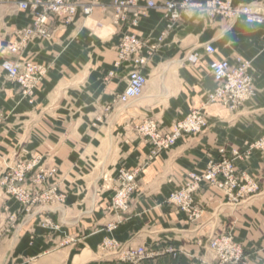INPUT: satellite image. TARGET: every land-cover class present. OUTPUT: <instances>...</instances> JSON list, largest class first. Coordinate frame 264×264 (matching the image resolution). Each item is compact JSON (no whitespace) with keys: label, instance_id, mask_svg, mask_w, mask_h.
I'll list each match as a JSON object with an SVG mask.
<instances>
[{"label":"crops","instance_id":"1","mask_svg":"<svg viewBox=\"0 0 264 264\" xmlns=\"http://www.w3.org/2000/svg\"><path fill=\"white\" fill-rule=\"evenodd\" d=\"M20 1L0 0V264H102L100 243L106 235L143 245L152 253L146 262L175 257L180 264L208 263L205 241L221 233L243 245L245 264H264V144L254 145L264 140V21L213 17L203 7L184 11L173 23L149 10L132 28L113 23L112 0H72L91 6L92 13L69 19L50 15L49 37L32 39L11 53L17 30L32 22L31 12L18 7ZM232 1L264 13V0ZM126 31L135 32L148 52L142 69L147 81L141 97L115 105L130 69L128 62L114 65ZM206 41L216 48L212 56L203 51ZM190 51L200 53L197 61L187 60ZM237 55L251 62L253 97L235 108L207 102L215 87L210 61H232ZM5 59L47 68L32 101L7 78L1 66ZM197 108L207 115L206 128L181 135L169 147L160 149L134 130L143 119L169 129ZM222 153L234 157L238 173L256 180L255 195L233 200L220 188L203 185L196 195L203 211L198 218L166 201L187 171L203 169L209 157ZM39 157L41 163L28 168L20 183L27 193L20 200L7 190L10 167ZM89 159L94 176L86 173ZM40 164L56 168L49 184L64 194L63 202L41 204L34 179ZM138 166L139 190L125 219L109 234L105 221L115 215L105 211L110 192L97 173L115 175L121 167Z\"/></svg>","mask_w":264,"mask_h":264},{"label":"built area","instance_id":"2","mask_svg":"<svg viewBox=\"0 0 264 264\" xmlns=\"http://www.w3.org/2000/svg\"><path fill=\"white\" fill-rule=\"evenodd\" d=\"M113 23L128 24L132 28L139 25L141 17L149 10L159 11L170 23L180 18L184 11H191L205 7L210 16H227L231 19L244 17L248 23H262L264 13L258 11L249 4H234L232 0H207L205 3L196 0H112ZM18 7L29 10L32 14V22L17 30V41L8 46L11 53H18L29 41L35 38L49 37L51 34L48 25L50 15L67 19L77 13L81 16H89L92 7L72 0H24L18 3ZM203 51L207 55L216 53L215 46L206 41L202 45ZM148 52H144V43L133 31H126L122 34L117 44V60L114 65L118 67L124 62H128L126 86L122 92L117 94V100L128 104L137 100L143 94L147 77L143 73V67L148 61ZM198 51H190L187 60L195 62L199 59ZM2 68L6 71L7 78L16 83L20 93L29 101L33 100V95L37 84L45 76L47 68L32 61L18 63L15 60L5 59ZM210 72L215 81V87L208 93L207 102H221L229 108L250 100L254 93V75L249 60L237 55L230 61L228 58H213L209 63ZM206 123L205 118L196 110L188 113L177 125L176 131L165 135L162 139L166 143L179 136L182 130H197ZM31 167H24L21 163H15L10 167L7 175L9 180L8 192L20 200L27 197L26 191L21 187L25 170ZM214 169H209L202 176L206 181H214ZM198 180L200 177L197 178ZM217 183V182H215ZM220 187L225 188L220 183ZM197 186V185H196ZM195 185L188 184L184 189L172 194L169 201L183 208H189L193 198L189 197ZM207 249L210 251L216 264H241L244 258L243 246L235 241L230 234L212 236L207 241ZM136 264H142L141 260L148 256L142 247L133 249L130 252Z\"/></svg>","mask_w":264,"mask_h":264},{"label":"rangeland","instance_id":"3","mask_svg":"<svg viewBox=\"0 0 264 264\" xmlns=\"http://www.w3.org/2000/svg\"><path fill=\"white\" fill-rule=\"evenodd\" d=\"M119 103L122 105H128L121 103L117 100V94L115 96V105ZM206 104V103H205ZM228 107V106H227ZM198 111L199 114L203 118H205L206 123L204 125H201L197 130H180L179 136H177L172 141H169L166 143L164 140L165 135L170 134L177 129V125L185 118L182 117L179 120H176L169 129H162L157 123H155L153 120L150 119H143L142 121L136 123L134 125V130L138 135L147 137L154 146L159 147L160 149L166 148L171 146L175 141L183 134H196L202 132L206 126H207V115L201 108L192 109ZM191 110V111H192ZM190 111V112H191ZM189 112V113H190ZM264 144V140H257L254 145L255 146H261ZM41 158H34L32 160L27 159H20L18 163H21L24 165V167H34L37 164L41 163ZM88 168L86 173H91L92 169L95 166V163L93 160L89 159L88 162ZM40 170L35 175L34 179L38 180L40 184V193L38 194V198L40 199L41 204H58L63 202L64 200V194L59 193L57 191V186L55 184H49V178H52V176L57 174L56 168L50 167L48 169L47 167H44L42 164L39 166ZM141 167H136L133 169H128L126 167H121L115 175L113 173L108 172H99L97 173L99 179L103 181L102 187L110 192V195L108 199L105 201V211L107 214L114 213L115 219L107 220L105 221V229L110 234L113 229H115L126 217V215L129 212L132 195L135 191L139 190V176L141 170ZM209 169H214V181H206L203 178V174L206 173ZM26 172V170H25ZM25 173L24 177L25 178ZM200 177L198 180L197 178ZM222 184L225 186V188L220 187L217 183ZM188 184L195 185V188L191 190L190 196L193 198L191 205L189 208H183L182 206H179L175 203H172L169 201V198L172 194H176L177 192L184 189ZM214 185L218 188H220L223 192L227 194V196L232 197V199H236V197H249L252 195H255L258 190L259 186L257 185V182L254 178L250 177L246 172H240L238 173L236 171L235 165H234V157H231L229 155H226L222 153L219 157L213 158L209 157L206 161V164L203 169L197 170L192 169L187 171V173L184 176V181L182 184L177 185L173 187L170 191H168V194L166 196V201L177 207V209L185 212L190 218H198L202 214V208L198 204L196 200L197 192L200 191V189L203 187V185ZM197 185V186H196ZM45 223L48 222L47 219L44 221ZM51 224V221H49ZM53 228H58L59 226L57 224H53ZM221 234H229V233H221ZM221 234H212L210 235L204 244V247L207 249V241L210 237L221 235ZM231 235V234H230ZM232 236V235H231ZM233 237V236H232ZM234 239V238H233ZM243 246V245H242ZM138 247H142L146 250L148 253V256L146 258H143L141 261L142 264H180L177 263L175 260V257L172 258H166L163 257L161 259H157L154 262H146L147 259H149L152 256V253L148 251L143 245H132L127 242H121L116 238H113L110 235L104 236L102 242L100 243V251L99 254L103 258L102 264H136L134 262L133 257H131V251L133 249H137ZM244 251V249H243ZM74 255V253H73ZM181 264H216L215 260L213 259L212 255L209 258L208 257V263L203 262H197V261H188L183 262ZM241 264H245V254L244 258Z\"/></svg>","mask_w":264,"mask_h":264}]
</instances>
